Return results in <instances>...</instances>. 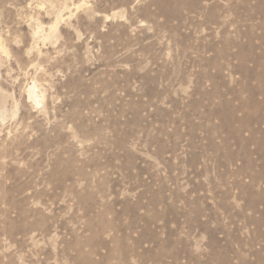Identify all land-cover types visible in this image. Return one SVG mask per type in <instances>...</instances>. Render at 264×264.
Masks as SVG:
<instances>
[{"label": "rangeland", "instance_id": "1", "mask_svg": "<svg viewBox=\"0 0 264 264\" xmlns=\"http://www.w3.org/2000/svg\"><path fill=\"white\" fill-rule=\"evenodd\" d=\"M0 264H264V0H0Z\"/></svg>", "mask_w": 264, "mask_h": 264}, {"label": "bare ground", "instance_id": "2", "mask_svg": "<svg viewBox=\"0 0 264 264\" xmlns=\"http://www.w3.org/2000/svg\"><path fill=\"white\" fill-rule=\"evenodd\" d=\"M32 95V93H30Z\"/></svg>", "mask_w": 264, "mask_h": 264}]
</instances>
